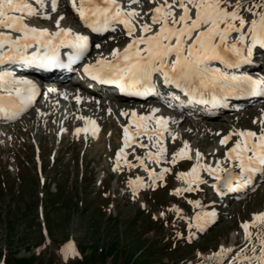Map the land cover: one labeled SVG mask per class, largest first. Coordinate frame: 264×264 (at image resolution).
Returning a JSON list of instances; mask_svg holds the SVG:
<instances>
[{
	"label": "snow or ice",
	"instance_id": "6c2138e0",
	"mask_svg": "<svg viewBox=\"0 0 264 264\" xmlns=\"http://www.w3.org/2000/svg\"><path fill=\"white\" fill-rule=\"evenodd\" d=\"M67 3L86 29L105 33L119 28L126 38L122 47L111 48L107 56L101 53L84 65V73L95 81L116 85L129 96L155 94L169 108H181L185 101L172 91L164 96L158 82L180 90L188 104H208L211 97L215 107L223 106L229 96H264V77L253 78L233 71L253 63L255 50H264V0H67ZM65 19L59 0H0V115L9 120L18 118L40 94L39 85L17 75V68L50 70L69 67L85 58L89 36L63 26ZM95 47L99 49L101 45ZM62 48L70 49L66 61L61 56ZM57 91L47 89L48 93ZM75 98L81 100L79 95ZM108 111L111 114V109ZM160 112L158 107L150 108L146 114L135 109L121 111V116L128 117V123L122 125V146L116 152L113 171H123V163L129 169L142 168L147 173V183L140 175L128 180L135 198L142 188L164 187L166 176L179 162L193 161L186 171L175 173L182 184L169 194L186 199L199 211L189 218L177 205L168 209L180 219L188 220L190 242L197 232L206 231L216 222L214 208L205 210L201 200L186 196L209 185L205 175L212 179L209 186L221 198L250 187L254 191L257 179L264 178V110L252 121L255 129L233 128L222 136L216 133L221 136L218 143L225 150L221 158L212 161L186 140L169 158L166 141L170 138L174 142L178 135L169 127L174 122L172 118ZM78 119L85 120V127L76 128L77 135L89 131L97 134L95 120ZM133 145L145 150L143 156H134L135 163L128 159L126 151L131 148L134 154ZM219 151L215 149L213 156ZM150 164L160 166L159 170ZM159 216L166 213L160 212ZM193 228L196 232L191 231ZM240 228V245L221 244L200 264L205 261L264 264V211L253 213L250 220L241 222ZM61 251L65 259L79 255L72 243Z\"/></svg>",
	"mask_w": 264,
	"mask_h": 264
},
{
	"label": "rangeland",
	"instance_id": "374dc122",
	"mask_svg": "<svg viewBox=\"0 0 264 264\" xmlns=\"http://www.w3.org/2000/svg\"><path fill=\"white\" fill-rule=\"evenodd\" d=\"M60 11L66 16L65 26L75 29L74 14H66L61 7ZM124 41L126 38L118 29L102 36L104 49L93 45L88 54L108 55L109 46ZM122 101L131 104L130 110L145 104L160 108L157 102ZM52 104L49 110L45 101L40 100L19 118L0 122V264H200L221 244L240 245L241 222L250 220L253 213L264 211V178L257 179L254 191L250 187L221 198L209 186L212 179L205 175L209 185L186 196L201 200L205 210L214 208L216 222L206 231L197 232L189 242L188 220L180 219L168 209L177 205L189 218L199 211L186 199L169 194L182 184L175 173L186 171L193 161L185 160L173 166L164 187L142 188L134 198L128 180L140 175L147 183V173L142 168L129 169L123 163V171H113L116 152L122 146V125L128 123V117L120 115L124 107H115L111 114L106 111L90 116L86 112L88 106L84 111L79 107L77 110V105L69 106L66 102L64 105L62 100L54 99ZM259 107L253 104L241 115L231 108L212 120L223 126L231 119L233 128L245 129L261 115L264 106L256 110ZM160 109L161 115L183 118L173 115L171 110ZM49 111L54 116L48 121L45 114ZM35 113L43 116L37 119ZM69 114L71 121L66 118ZM83 115L96 121L99 128L96 135L89 131L78 138L75 129L85 127V121L78 119ZM188 120L178 126L170 123L171 130L181 136L174 142L170 138L166 141L169 158L185 140L193 149L201 145L205 156L212 149H221L215 156H206L208 161L221 158L225 149L218 142L229 130H219L221 136L212 135L204 142L203 132L210 128L204 122L193 124ZM69 121L75 125L69 126ZM79 122L80 125L76 124ZM133 147L134 154L131 148L126 151L128 159L135 163L134 156H143L145 150ZM149 166L157 171L160 167ZM160 212L166 216L160 217ZM177 232L182 235L177 236ZM68 243L75 246L79 255L65 259L61 249Z\"/></svg>",
	"mask_w": 264,
	"mask_h": 264
},
{
	"label": "bare ground",
	"instance_id": "6f19581e",
	"mask_svg": "<svg viewBox=\"0 0 264 264\" xmlns=\"http://www.w3.org/2000/svg\"><path fill=\"white\" fill-rule=\"evenodd\" d=\"M62 5V4H61ZM60 5V7L62 8V11H65L66 12V14H68V15H72V13H71V10H70V8H68L67 6H61ZM73 18V20H74V22L75 23H78V24H80L81 25V27H82V29H83V32H85V33H88L89 35H90V39L91 40H93L94 39V36L91 34V30L90 29H86L83 25H82V23L79 21V19H78V16L76 15V16H74V17H72ZM64 22H65V20L62 22V25L63 26H65V24H64ZM45 23V26H49V24H48V22H44ZM67 27V26H66ZM116 43V42H115ZM126 43V41H124L123 43L121 42L120 44L118 43V44H114V45H112V47L111 46H109L108 48H107V50L108 51H110V49L111 48H114V47H122L124 44ZM100 45H101V47L103 48V44H101L100 43ZM104 49V48H103ZM258 51L259 52H262V50H259L258 49ZM51 83V82H50ZM58 85V84H57ZM110 87H112V88H104L103 90L107 93V90H109V94H112L111 92H114L113 90L116 88L115 86H110ZM49 88H52L51 87V85H49ZM58 91L56 92V93H48L49 95L51 94H53L54 96H56L55 97V100H63L64 102H66L69 106H73V105H77V110H78V107L79 108H81V109H83L85 106H88V108H87V111L86 112H88L89 113V115L91 116H93V115H98V114H100V113H104V112H109L108 110L109 109H111V112L112 111H116L115 109L116 108H118V107H124V109H125V111H128V110H130L131 108H132V106H131V104H129V103H125V102H123L121 99H120V97H118V96H116L115 95V97H113V99H111V100H109V101H107V100H105V102H106V105H107V107H105L104 106V101H102L101 99H100V97L99 96H94V97H92V96H90L89 98H85L84 96H83V94L84 93H86L85 92V90H83V91H81V88H79L78 90H80L79 92H82V93H78L77 95H79L80 97H81V100L78 102L77 100H76V98L74 97V93L73 92H70L67 96H65L64 94H61V92H60V90H59V88H57V87H55ZM95 89H102V87H94ZM107 93V94H108ZM116 94V93H115ZM76 95V96H77ZM41 98V95H40V97L36 100V103H34V105L36 104L37 105V102L39 101V99ZM45 104H46V108H49V110L51 109V106L53 105L51 102H50V100H48V98H46L45 100ZM110 101H112V102H110ZM138 101H141V100H138ZM110 102V103H109ZM121 102V103H120ZM33 106V105H32ZM259 106H261V107H263L264 106V102H260L259 103ZM114 107V108H113ZM116 107V108H115ZM135 107H136V111L138 112V113H140V112H145V111H149L150 110V108H152V106L151 105H143V106H139V105H135ZM31 108V107H30ZM45 108V109H46ZM106 108H107V110H106ZM84 110V109H83ZM81 111V112H84V111ZM97 110V111H96ZM204 111H207V108H204L203 109ZM224 110V109H223ZM247 110V109H246ZM96 111V112H95ZM106 112V113H107ZM179 112V111H178ZM88 113H87V115H88ZM181 113V112H180ZM109 114V113H108ZM107 114V115H108ZM82 115V114H81ZM32 116H33V113H32ZM31 116V117H32ZM43 116V114H40V113H35V116L34 117H36L37 119H39L40 117H42ZM54 115H53V113L51 112V111H49L48 113H46L45 114V118L49 121V120H51V118L53 117ZM82 117V116H81ZM83 117H84V115H83ZM87 117V116H86ZM218 117H220V115H219V111H217V112H215V113H209L208 114V118H209V120H204V119H202V121H200V122H204L205 124L204 125H206V127L208 126L210 129H208V130H206L205 129V131L203 132V135L205 136L206 135V138L204 139V142H207L208 141V138L210 137V136H216V133H219V130L220 131H226V130H231V129H233V123H232V121H231V119H229V120H227V124L226 125H223V126H219L220 124H219V122H216L215 120H212V119H210V118H218ZM67 120H70L71 121V115L69 114L67 117ZM87 118H89V117H87ZM91 118V117H90ZM207 118V119H208ZM3 121H11V120H9V119H7L6 117H4L3 116V119H2ZM73 120V119H72ZM75 120V119H74ZM174 122H173V125H175V126H178L179 125V123L181 122V121H183V118H173L172 119ZM200 119H193V120H191L190 121V123H194V122H198ZM69 121V126H74L75 125V123H74V121H72V122H70ZM77 121V120H76ZM85 121V120H84ZM76 124H79L80 125V122L79 123H76ZM82 124H83V122H82ZM77 126V125H76ZM81 127V126H80ZM79 127V128H80ZM215 127V128H214ZM69 128V127H68ZM256 128V125H254V124H252V125H249V126H247L245 129H255ZM23 131V130H22ZM81 134H83V132L82 133H80V135H77V136H79L78 138H80V136H81ZM184 134V133H183ZM20 135V134H19ZM178 136L180 137L181 136V134H178ZM80 140V139H79ZM188 141V140H187ZM201 145H199L198 146V149L201 151L203 148L202 147H200ZM203 146V145H202ZM214 150L215 149H212V152H210L209 154H207L206 156H209V155H212L213 156V152H214ZM220 151H221V149H220ZM219 151V152H220ZM219 152H216L215 153V155H217Z\"/></svg>",
	"mask_w": 264,
	"mask_h": 264
}]
</instances>
